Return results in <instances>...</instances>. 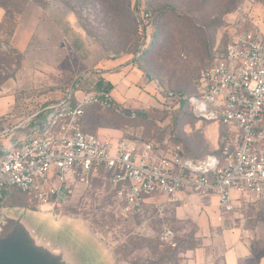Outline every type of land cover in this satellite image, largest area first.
I'll return each instance as SVG.
<instances>
[{
	"label": "rangeland",
	"instance_id": "1",
	"mask_svg": "<svg viewBox=\"0 0 264 264\" xmlns=\"http://www.w3.org/2000/svg\"><path fill=\"white\" fill-rule=\"evenodd\" d=\"M145 14L150 18L143 20ZM263 16L264 0L28 1L12 36L0 38V134L58 102L78 77L90 71L99 78L96 70H102L123 73L135 93L130 104H121L122 115L87 108L86 131L178 144L195 159L213 154L224 128L198 120L188 103L167 94H200L201 74L222 58L230 38L249 29L250 18ZM12 135L0 136L1 148ZM193 198L168 205L163 214L149 205L123 216L117 191L99 175L75 184L69 201L55 211L21 195L1 209L26 210L55 229L70 227L82 237L75 236L88 250V264H197L199 254L206 256L201 264H220L226 232L264 225L263 203L224 215L213 196ZM164 227L174 230L175 249L161 245Z\"/></svg>",
	"mask_w": 264,
	"mask_h": 264
},
{
	"label": "built area",
	"instance_id": "2",
	"mask_svg": "<svg viewBox=\"0 0 264 264\" xmlns=\"http://www.w3.org/2000/svg\"><path fill=\"white\" fill-rule=\"evenodd\" d=\"M250 19V28L236 32L224 56L201 74L200 94L188 98L198 120L224 128L216 153L193 159L178 144L86 132L87 108L120 115L126 109L89 71L58 103L0 134H13L8 147H0V209L19 194L55 211L69 201L75 184L99 175L117 191L123 216L148 205L163 214L188 196H214L224 215L235 214L242 198H264V16ZM136 116L131 110L130 118ZM159 241L177 247L170 227L162 229Z\"/></svg>",
	"mask_w": 264,
	"mask_h": 264
},
{
	"label": "water",
	"instance_id": "3",
	"mask_svg": "<svg viewBox=\"0 0 264 264\" xmlns=\"http://www.w3.org/2000/svg\"><path fill=\"white\" fill-rule=\"evenodd\" d=\"M26 210H0V264H88L89 253L70 227L53 228ZM81 240V241H80ZM95 247L100 246L92 239Z\"/></svg>",
	"mask_w": 264,
	"mask_h": 264
},
{
	"label": "crops",
	"instance_id": "4",
	"mask_svg": "<svg viewBox=\"0 0 264 264\" xmlns=\"http://www.w3.org/2000/svg\"><path fill=\"white\" fill-rule=\"evenodd\" d=\"M4 14V10L0 8V23L3 20ZM100 71V76L104 78V80L108 84L111 83L113 87L117 86L118 88L117 91L116 89L112 90V96L115 102L119 105H124V103L130 104L131 99L129 98L132 93H135V91L134 89H130V87L128 86L130 84V81L125 78L124 74L115 72L107 73L102 70ZM120 92H122V94H124L125 96L127 95V97L125 98L120 95ZM89 109H92V107H90ZM193 197L196 198V196H188L185 198V201H187L188 199L194 200ZM214 198L216 199V203L218 204L217 198ZM185 201L182 203L184 204ZM262 203L264 205V198L257 199L255 197L246 196L242 198L239 205L240 209H238L235 214H241L251 206L257 207ZM180 204L176 206H179ZM180 212L183 213V210H179V213ZM205 257L206 256L199 254V263L197 264L205 263ZM213 261H209L207 263L219 264L217 259H215L214 263H212ZM220 264H264V225L252 230L241 224L240 226L234 228L232 231L226 232L223 236V250L221 253Z\"/></svg>",
	"mask_w": 264,
	"mask_h": 264
},
{
	"label": "trees",
	"instance_id": "5",
	"mask_svg": "<svg viewBox=\"0 0 264 264\" xmlns=\"http://www.w3.org/2000/svg\"><path fill=\"white\" fill-rule=\"evenodd\" d=\"M28 1H31V0H0V8H2L4 10V17H3V20L2 22L0 23V38L3 37V35H6L7 38H10L12 36V34L14 33V31L16 30V27H17V20L18 18L21 16L22 12H23V9L25 8L26 4L28 3ZM150 15V14H149ZM150 18V17H149ZM148 18V19H149ZM6 28V29H5ZM142 49H145L144 46ZM144 51V50H143ZM225 54V53H224ZM224 56V55H223ZM222 56V57H223ZM13 66H17L16 64H13ZM10 70V69H9ZM77 81V79L69 86L66 87V89L64 90V94H65V91L72 87L74 85V83ZM98 85L99 86H106L107 90L109 91H112L113 90V86H111L110 84H108L104 78H102L101 76H99L98 78ZM64 94H63V97L61 99L64 98ZM167 96L171 97L169 94H167ZM194 96V95H193ZM175 97V99L177 98V102H180V103H188V98H185L184 97V94H178V95H175L173 94V96L171 98ZM191 97V96H190ZM60 99V100H61ZM59 100V101H60ZM58 101V102H59ZM56 102V103H58ZM54 103V104H56ZM52 104V105H54ZM189 104V103H188ZM51 105V106H52ZM190 106V105H189ZM96 110L97 108L96 107H92L91 110ZM192 111V110H191ZM87 113V112H86ZM48 115V112L45 111L43 112L40 116H39V119L40 120H43L47 117ZM85 122V120H84ZM84 129L86 131V126L84 124ZM88 132V131H86ZM91 133V132H89ZM144 141V140H142ZM185 151V150H184ZM2 152H0V155H1ZM186 153V152H185ZM216 153V152H215ZM186 155L188 157H191L189 156L187 153ZM192 158V157H191ZM195 159V158H193ZM199 159V158H198ZM22 196V195H21ZM20 197L19 194H16L14 195V199L15 198H18ZM61 208V207H60Z\"/></svg>",
	"mask_w": 264,
	"mask_h": 264
}]
</instances>
